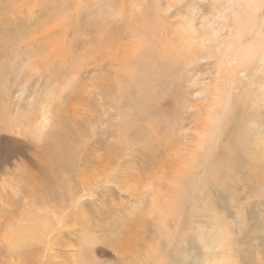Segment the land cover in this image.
<instances>
[{"label":"rangeland","instance_id":"1","mask_svg":"<svg viewBox=\"0 0 264 264\" xmlns=\"http://www.w3.org/2000/svg\"><path fill=\"white\" fill-rule=\"evenodd\" d=\"M232 1L0 0V264H264V0Z\"/></svg>","mask_w":264,"mask_h":264},{"label":"bare ground","instance_id":"2","mask_svg":"<svg viewBox=\"0 0 264 264\" xmlns=\"http://www.w3.org/2000/svg\"><path fill=\"white\" fill-rule=\"evenodd\" d=\"M226 2H225V5L228 7V5L230 4V3H232L233 1L232 0H225ZM254 0H237V2L236 3H234V4H236V5H239L240 3H245V4H248V5H250V3L251 2H253ZM257 1V0H256ZM255 2V1H254ZM258 2V1H257ZM96 2H94V3H92L91 4V6L94 8V9H97V11L96 12H98L99 13V6H98V3H97V5L95 4ZM256 3V2H255ZM255 3H252L253 5L255 4ZM219 4V3H218ZM261 4V3H260ZM83 5H84V3H83ZM90 5V4H89ZM231 5V4H230ZM243 5V4H242ZM257 5V4H256ZM251 6V5H250ZM258 6V5H257ZM261 6V5H260ZM259 6V7H260ZM230 7V6H229ZM228 7V8H229ZM243 7H245V6H243ZM246 7H247V5H246ZM85 8V7H84ZM254 8H255V5H254ZM262 8V7H261ZM76 9V8H75ZM246 9H248V8H246ZM249 9H251V8H249ZM256 9V8H255ZM259 9V8H258ZM234 10V9H233ZM232 10V11H233ZM257 10V9H256ZM255 10V11H256ZM92 11V10H91ZM225 11V10H224ZM223 11V12H224ZM236 11V10H235ZM239 11V10H238ZM249 11V10H248ZM254 11V10H253ZM100 12H103V10H101V8H100ZM240 12V11H239ZM243 12H244V10H243ZM233 13V12H232ZM232 13H231V15H232ZM236 13V12H235ZM246 13V12H245ZM254 12H252L251 11V14H250V12H249V14L250 15H252ZM258 13V12H257ZM105 14H106V11H105ZM241 14H243L242 16H244V13H241ZM247 14H248V12H247ZM246 14V15H247ZM256 14V13H255ZM254 14V20L256 19L255 18V15ZM229 15V14H228ZM95 16V14H93V16L92 17H94ZM242 16H239V14L237 13L236 14V20H237V22L236 23H238V25L240 26H236V27H238L237 28V32H235V34H234V39L235 40H237V42H236V44H235V42L233 43V42H230L231 44L230 45H228L227 47H228V51L231 53V54H235V55H238L239 53H240V58H238L237 60H229V61H232V62H236L235 64H236V66H242L245 62H246V60H249L251 57H252V55L254 54V49L251 47V48H245V49H241V46H240V44L239 43H241V41H242V38H243V36L244 35H242V32H243V30L244 29H247V24L245 25L244 23L247 21V19H248V17L247 18H245L246 19V21L245 22H241V19L239 18L238 19V17H242ZM233 17V16H232ZM249 17H251V16H249ZM102 18V17H101ZM250 19V18H249ZM102 20V19H101ZM249 21V20H248ZM252 21V20H251ZM111 23V22H110ZM215 23V22H214ZM247 23V22H246ZM251 23V22H250ZM244 25H245V27H244ZM90 26H91V23H90ZM95 26H97V25H95ZM94 27V26H93ZM244 27V28H243ZM102 29V28H101ZM251 29H252V27H251ZM250 29V30H251ZM104 30V29H103ZM213 30V35H218L217 33L219 32V31H216V29L214 30V29H212ZM222 30V29H221ZM221 30H220V32H221ZM249 30V29H248ZM253 30V29H252ZM54 31V30H53ZM211 31V30H210ZM223 31V30H222ZM101 32V31H100ZM85 34V33H84ZM220 34V33H219ZM232 34V35H233ZM213 35H212V41H214L215 42V37H213ZM217 37V36H216ZM232 37V36H231ZM204 39H205V37H203ZM14 39V38H13ZM208 39V38H207ZM209 39H210V37H209ZM230 39V38H229ZM84 40V39H83ZM95 40V39H94ZM12 41V39L10 38V37H8V42H11ZM249 41V40H248ZM94 43V42H93ZM224 43V42H223ZM222 43V45H224ZM208 44V43H207ZM57 47V46H56ZM223 47V46H222ZM221 48V47H220ZM220 50H223V49H220ZM224 50H226V49H224ZM222 52V51H221ZM2 57V56H1ZM226 57V56H225ZM232 57V56H231ZM238 57V56H237ZM227 59V58H226ZM252 59V58H251ZM249 62V61H248ZM162 70H161V69ZM144 75L141 77V78H138V79H135V78H131L130 79V84L131 85H133V87H134V92H137V93H139L140 92V98L142 99V100H145V99H147V98H149V97H156V98H158L159 96H160V94H162V91L163 90H161V89H159V90H157L156 88L158 87L157 86V84H159L158 83V81L156 80L155 81V76H158L159 74H160V71L161 72H163V71H165L166 70V68L165 67H163L162 65H161V63H158L157 61H155L153 64H152V66L150 67V68H148V65L147 66H145L144 67ZM224 71V70H223ZM230 71V70H229ZM140 72V71H139ZM226 72V71H225ZM230 73V72H229ZM141 75V74H140ZM228 75V74H227ZM226 75V77H229V76H227ZM230 75V74H229ZM139 76V75H138ZM225 75L223 74V77H224ZM221 79V78H220ZM223 80V79H222ZM230 80V79H229ZM222 82V81H221ZM223 82H225L224 84H226V83H228L227 82V79H224V81ZM222 82V83H223ZM221 83V84H222ZM124 87H126V86H124ZM128 87V86H127ZM126 87V88H127ZM132 87V86H131ZM129 88V87H128ZM116 89H117V87H116ZM122 89V88H121ZM120 89V90H121ZM119 90V89H118ZM117 90V91H118ZM128 90H130V89H128ZM137 93H135V94H137ZM124 97V96H123ZM141 100V101H142ZM142 103V102H141ZM142 105V104H141ZM127 106V105H126ZM130 106V108L132 109V106L131 105H129ZM128 107V106H127ZM135 107H137L136 106V104H135ZM159 110V109H158ZM159 112V111H158ZM146 115V110H145V112L141 115V116H139V117H141V119L144 117ZM131 117H133V116H131ZM138 117V118H139ZM146 117V116H145ZM137 118V119H138ZM45 118H44V115H42L41 116V121H40V124L41 123H43L45 120H44ZM140 119V118H139ZM156 120V119H155ZM158 121V120H157ZM204 121V120H203ZM215 121V120H214ZM123 123V122H122ZM158 123V122H157ZM154 120H152L151 122H150V124L151 125H153V124H157ZM124 126V125H123ZM120 130V129H119ZM199 131V130H198ZM202 131V130H201ZM137 132V131H136ZM120 133V132H119ZM123 133L126 135L127 134V129H126V126H125V128H124V131H123ZM119 137V136H118ZM210 141V140H209ZM193 142V141H192ZM213 156V155H212ZM220 157V156H219ZM218 159V158H217ZM70 161V160H69ZM217 161V160H216ZM258 161V160H257ZM65 163V162H64ZM213 163V162H212ZM65 165V164H64ZM215 165V164H214ZM216 166V165H215ZM257 167H258V169H259V172L261 173V174H264V162L262 161V160H260L259 162H257ZM213 170H215V168L213 169ZM59 171V170H58ZM262 180H263V178H261ZM179 190L178 191H175V194H174V196H173V202L171 203V206H173V207H175V208H177V202L181 199V197L180 196H178L179 195ZM50 193V192H49ZM75 206V205H74ZM180 207V206H179ZM177 210V209H176ZM55 217V216H54ZM43 223H45V222H43ZM47 225V224H46ZM59 225V224H58ZM44 225H42V227H43ZM176 228H178V226L176 225V227H175V229ZM187 229V228H186ZM189 234L191 235V233L189 232V231H186L185 233H184V236L182 237V238H186L187 240L190 238L189 237ZM36 237V236H35ZM181 238V239H182ZM181 239H180V241H181ZM165 240V243H164V241H163V247H162V250H163V257H165L166 259L165 260H167V258H170V255H169V253L170 252H174L173 250L175 249V257L176 258H178L177 260H176V262H178L182 257H185V258H187L188 260L190 259V257H191V255H193V253L190 251V249L188 248V246H187V244H186V242H180L179 240H177V233L174 235V236H172V238H165L164 239ZM180 245V246H179ZM81 248H84L83 247V244L81 243ZM182 246H184V247H182ZM180 247H182V248H180ZM212 248V249H222L223 248V237H220L218 234H216V233H214L213 235H212V237L211 238H209L208 239V241H207V243H206V248H207V250L209 249V248ZM210 251V250H209ZM210 255V258L208 257V255L207 256H205L203 259H202V261L199 263V264H217V261H216V259H215V256L213 255V254H209ZM174 257V258H175ZM169 260V259H168ZM172 260V259H171ZM167 262H169V261H167ZM191 262V261H190ZM190 262H187L186 264H190ZM158 264V263H157Z\"/></svg>","mask_w":264,"mask_h":264}]
</instances>
